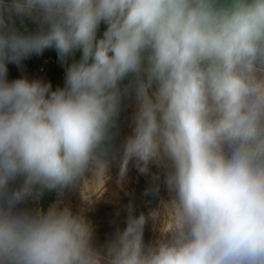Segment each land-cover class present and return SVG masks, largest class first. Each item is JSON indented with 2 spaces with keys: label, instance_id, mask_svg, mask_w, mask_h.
Wrapping results in <instances>:
<instances>
[{
  "label": "clouds",
  "instance_id": "9594fccd",
  "mask_svg": "<svg viewBox=\"0 0 264 264\" xmlns=\"http://www.w3.org/2000/svg\"><path fill=\"white\" fill-rule=\"evenodd\" d=\"M48 49L63 87L9 81ZM113 162L162 168L170 198L103 246L83 210L22 207L81 183L91 203ZM0 264H264V0H0Z\"/></svg>",
  "mask_w": 264,
  "mask_h": 264
},
{
  "label": "rangeland",
  "instance_id": "374dc122",
  "mask_svg": "<svg viewBox=\"0 0 264 264\" xmlns=\"http://www.w3.org/2000/svg\"><path fill=\"white\" fill-rule=\"evenodd\" d=\"M19 25V21H17ZM27 29L33 30L35 25L30 23L26 24ZM56 62L50 59H42L41 55H33L30 58L24 60L20 66L15 64L8 65V79L9 81L26 77L29 80H40L43 83L50 84L52 89L54 85L49 82L50 73L56 66ZM47 73V75H46ZM64 84V82H62ZM136 110V101L134 94L126 96L125 101V121L119 132L116 133L114 142L117 144L118 150L131 133L132 129V117ZM162 170V168L156 165L150 166L151 171ZM147 174H142L134 166V163L129 164V169L124 180L119 179V166L117 162H113L110 168L111 179L106 184H97L90 186L86 191L91 193L92 202L88 203L84 200L82 183L75 187H72L70 191L65 194L63 191L58 192L57 200L52 202L58 204L61 208L69 207L73 212L84 211L86 218L91 222L94 229V239L97 246H103L106 241L115 233L116 229H123L125 226V218L128 213V206H133L137 203H141L144 206L148 204L146 198V187L139 186V182L142 178H145ZM154 188V205L151 210L161 206V201H167L170 198L167 186L164 183V179L160 178L153 182ZM100 194L99 196H96ZM32 200L31 202H34ZM36 206L33 209L37 211ZM48 207V208H49ZM47 208V209H48ZM150 210V211H151ZM47 211V210H46ZM149 211V212H150ZM148 214H146L147 216ZM146 227L149 232L150 242L153 243L160 236V223L159 221L148 220Z\"/></svg>",
  "mask_w": 264,
  "mask_h": 264
},
{
  "label": "trees",
  "instance_id": "16d2710c",
  "mask_svg": "<svg viewBox=\"0 0 264 264\" xmlns=\"http://www.w3.org/2000/svg\"><path fill=\"white\" fill-rule=\"evenodd\" d=\"M26 24H29V22H26ZM105 28H106V25H104L102 23L99 30H98V36H102ZM80 55H81V53L79 51H77L75 53L74 57L69 58L68 63H71L72 59L78 60L80 58ZM41 56H42V59H50V60L57 63L56 66L54 67V69L50 73L48 72V75H51L49 82H52L54 87H55L52 90H55L57 87H63L64 84H62V82H64L66 64H64L60 61L58 54L56 53V51L54 49L46 50L43 54H41ZM46 75H47V73H46ZM127 83H128V80H125L124 84H127ZM125 101H126V96L124 97V99L122 101L121 111H120V115L117 119V128L115 129V133L119 132V130L122 128L123 123L125 121V114H126L125 113ZM115 147L117 148V144H116V142L113 141V150L116 149ZM156 176H159V179L160 178L164 179V171H162V170L151 171L145 176V178H142L140 180L139 186L146 187V189H147L146 190V198L148 200V204L145 206L143 204H141L140 202L135 204L132 208L134 215H139L141 212H143L146 215L149 213V211L153 207L154 201H155L153 182L155 180H157L154 178ZM70 189L71 188L65 189V190H63V192L65 194H67L70 191ZM57 194H58V191H56V190L44 191L39 196L38 199H35L34 202H31L32 200L30 199L24 205H22V207H25L31 211H35L33 209V206L37 205L36 208L38 210L46 211L47 208L49 207V205L52 202H55L57 200ZM126 219H127V216L125 218V226H126ZM144 240H145V243L150 242V236H149V232H148L146 225H145V230H144Z\"/></svg>",
  "mask_w": 264,
  "mask_h": 264
}]
</instances>
